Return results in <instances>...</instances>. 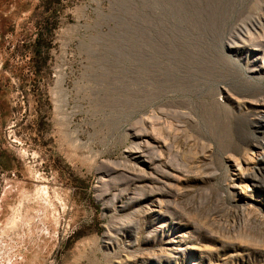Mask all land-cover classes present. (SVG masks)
<instances>
[{
  "label": "rangeland",
  "instance_id": "1",
  "mask_svg": "<svg viewBox=\"0 0 264 264\" xmlns=\"http://www.w3.org/2000/svg\"><path fill=\"white\" fill-rule=\"evenodd\" d=\"M263 106L264 0H0V264H264Z\"/></svg>",
  "mask_w": 264,
  "mask_h": 264
},
{
  "label": "bare ground",
  "instance_id": "2",
  "mask_svg": "<svg viewBox=\"0 0 264 264\" xmlns=\"http://www.w3.org/2000/svg\"><path fill=\"white\" fill-rule=\"evenodd\" d=\"M262 109L263 110H262L261 113H263L262 114L263 116L260 114L261 118L259 117L260 118V122L259 123L264 121V119H263L264 118V106H263ZM146 144H150V142L149 143L146 142ZM254 145H256L259 148H263L264 149V143H262V144H254ZM246 155L247 156H245L244 162L246 163L247 166L243 165V163H239L238 164V168H237L238 171H239L238 172V174H239L238 178H239L241 186H243V188H244L243 191H242L244 193H246V189L249 188L251 183L254 184V185H258L259 182L264 180V155L262 154L259 157H255L254 155H251L249 153L246 154ZM162 202L163 201H159L158 200V204H157V206H159V208H161V210H160L161 212L163 210L162 206L164 205ZM116 235H117V233L115 231H113L112 229H108V231L106 232V236L108 237V239L111 242L114 240V237ZM178 243L179 244L175 245L170 250L167 248V244H166L165 248H160V249L157 250V252H153L151 254L152 257H150V258L154 259L153 261L155 263H142V264H178V263H171V262L175 258L179 257L180 252H182V251H184V250H186L188 248V247H184V245L181 242V240ZM165 261H168L169 263H163ZM118 264H129V263L120 262Z\"/></svg>",
  "mask_w": 264,
  "mask_h": 264
}]
</instances>
